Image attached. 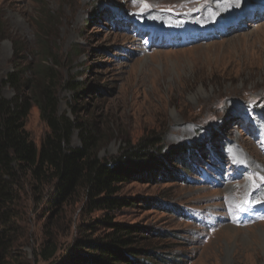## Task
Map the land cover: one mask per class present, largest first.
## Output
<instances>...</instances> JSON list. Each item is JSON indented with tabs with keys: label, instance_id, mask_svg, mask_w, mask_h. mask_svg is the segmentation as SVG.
Returning <instances> with one entry per match:
<instances>
[{
	"label": "rangeland",
	"instance_id": "374dc122",
	"mask_svg": "<svg viewBox=\"0 0 264 264\" xmlns=\"http://www.w3.org/2000/svg\"><path fill=\"white\" fill-rule=\"evenodd\" d=\"M41 40L58 110L86 124L97 157L159 141L157 170L135 168L118 184L134 203L114 219L145 230L132 245L143 251L137 259L264 264V0H0L4 97L15 95L8 72L25 68L24 78L42 60ZM25 129L39 145L47 126L35 106ZM71 144H80L77 130ZM83 200L75 195L51 216L26 192L12 255L47 264L34 252L51 235L62 256L81 222L102 215Z\"/></svg>",
	"mask_w": 264,
	"mask_h": 264
},
{
	"label": "trees",
	"instance_id": "16d2710c",
	"mask_svg": "<svg viewBox=\"0 0 264 264\" xmlns=\"http://www.w3.org/2000/svg\"><path fill=\"white\" fill-rule=\"evenodd\" d=\"M46 22L48 12H43ZM38 29L43 25L37 22ZM43 30V29H42ZM18 51L17 44H14ZM42 60L25 68L8 72L3 83L15 90L11 98L0 92V264H23L12 255L20 232L16 207L23 195L31 191L32 201L43 204L52 216L62 210L75 195L84 197L82 209L102 215L78 226L80 235L68 249L57 255V240L47 237L34 252V259L47 264H142L137 259L143 252L132 245L139 240L144 228L115 220L116 213L133 201L119 197V183L130 170L150 165L159 152L157 140H143L138 145L123 148L122 153L101 159L96 155V143L86 124L58 110V82L51 67L44 65L51 56L50 47L41 40ZM39 76V77H35ZM64 85L77 89L76 82ZM32 106L37 107L47 131L37 145L25 129V119ZM75 107L72 106V109ZM77 130L80 144L73 146L71 136ZM198 148H194L197 151ZM155 153V154H154ZM152 163V164H150ZM22 196V197H21ZM97 227L107 229L101 238L94 236Z\"/></svg>",
	"mask_w": 264,
	"mask_h": 264
},
{
	"label": "bare ground",
	"instance_id": "6f19581e",
	"mask_svg": "<svg viewBox=\"0 0 264 264\" xmlns=\"http://www.w3.org/2000/svg\"><path fill=\"white\" fill-rule=\"evenodd\" d=\"M229 1V3L232 1V0H228ZM235 2V1H234Z\"/></svg>",
	"mask_w": 264,
	"mask_h": 264
}]
</instances>
